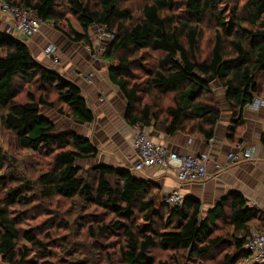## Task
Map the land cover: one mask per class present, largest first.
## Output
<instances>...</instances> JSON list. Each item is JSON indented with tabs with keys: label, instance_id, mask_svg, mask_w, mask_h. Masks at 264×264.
Instances as JSON below:
<instances>
[{
	"label": "trees",
	"instance_id": "trees-1",
	"mask_svg": "<svg viewBox=\"0 0 264 264\" xmlns=\"http://www.w3.org/2000/svg\"><path fill=\"white\" fill-rule=\"evenodd\" d=\"M4 1L47 21L52 30L72 43L89 45L93 27L104 26L111 32L113 38L102 55L111 63L116 61L106 75L125 101L124 119L130 127L138 124L166 136L181 133L208 140L221 117L210 95L205 98L207 102L201 101L211 92V80L223 89L224 103L237 125L242 122L243 109L261 92L257 77L264 73V0H247L246 17H238L233 10L228 18L221 15L220 0H184V13L169 15L165 12L173 0H144L137 18L121 7L123 0ZM67 13L74 17L79 30L63 18ZM207 18L216 28L212 48L202 58L199 26ZM140 50L156 52L159 57L153 68L141 71L137 78L135 61L122 57L127 52L134 56ZM117 54L122 56L117 58ZM20 86L26 88L24 100L16 101ZM50 91L56 95L54 101L49 99ZM141 93L153 103H141ZM169 93L171 103L162 111L163 98ZM42 107L56 108L77 123L95 120L79 85L38 62L24 41L0 30L1 126L14 136L18 149L38 151L50 161L45 169L38 170L36 188L28 193L33 180L21 181L5 173L7 158L0 150V257L4 263L206 264L215 250L232 248L223 253L222 260L237 264L244 255L250 223L255 221L257 231L264 230V216L249 207L240 193H231L202 214L200 202L191 197H184L180 207H167L159 187L136 177L129 167L95 164L80 168L77 162L95 158L97 149L89 138L72 129L58 130L41 113ZM260 143L264 147V132ZM54 197L80 201L75 202L78 208L72 225L61 222L54 227L57 235L60 229L67 230L65 235H40L38 226L21 227L22 215L29 220L32 211L28 210L34 208L25 209L28 203L37 198L49 202ZM89 208L98 209L101 215L94 213L85 221L91 214L83 212ZM218 222L233 233L214 235ZM111 236L116 239L111 241ZM75 238L83 243L91 239L90 246H81L85 255H75ZM60 239L68 241L61 247L62 257L55 262L44 259ZM164 252L168 255L163 258Z\"/></svg>",
	"mask_w": 264,
	"mask_h": 264
},
{
	"label": "crops",
	"instance_id": "crops-1",
	"mask_svg": "<svg viewBox=\"0 0 264 264\" xmlns=\"http://www.w3.org/2000/svg\"><path fill=\"white\" fill-rule=\"evenodd\" d=\"M5 19V14L0 12V30L4 25ZM55 34V31L43 25L39 33L35 34L30 40L24 41L31 49L36 60L50 67L53 64L42 56V49L47 42H56L54 39ZM65 50L71 53L73 60H69L75 62L68 64L65 69L60 67L62 71H56L64 78L80 86L82 95L95 114V120L92 122H96L95 132L92 138L89 135L84 136L89 138L92 145L97 149L100 164L110 167H120L122 165V168H131L135 161L132 148L126 143V137L124 138V136L114 133L115 129L112 131L115 135L114 138L111 133V121H109V118L113 117L114 111H116L114 104L111 105L110 102L118 99L119 101L123 100L122 95L109 83L107 75L105 76V82L103 81L104 66H101L100 62L87 60L83 54L81 55L83 61H78L77 58L75 60L74 57H79L80 53L78 52L77 55V51L70 49L68 46ZM88 71L94 72L93 84L85 83L82 79V73ZM103 98H105L104 101H107L104 102ZM256 108L246 106L243 109L240 125L236 124L237 119L231 117V113H226L225 117L221 114L220 119L216 123L212 141L205 140L199 136L188 137L181 133L166 136L161 133H155L151 129L149 132L154 142H160L169 150L179 154L208 151L211 161L207 168L210 172L214 170L213 161L223 162L225 154L232 150L237 143L254 148V156L250 160L232 164L226 170L219 172L217 176L211 177L204 183H179L175 177L168 175L170 174L169 172H163L159 168H147L142 171L131 170V172L138 178L154 182L159 187V192L162 196L173 190H178L184 197L198 200L202 214L215 207L221 199L228 197L233 192H237L245 198L247 203L254 202L255 209L263 217L264 147L260 143V136L264 132V105L259 106L258 109ZM104 111L110 112L109 115L111 116H101ZM99 120H101V124H99Z\"/></svg>",
	"mask_w": 264,
	"mask_h": 264
},
{
	"label": "rangeland",
	"instance_id": "rangeland-1",
	"mask_svg": "<svg viewBox=\"0 0 264 264\" xmlns=\"http://www.w3.org/2000/svg\"><path fill=\"white\" fill-rule=\"evenodd\" d=\"M220 1H222V5H220L221 15H224L225 17L228 18L229 17L228 15H230L231 12L233 10H235L236 15L238 17H246L247 16L248 10L244 8L245 2L247 0H220ZM62 2H63V0H62ZM144 3H145L144 0H123L121 3V7L128 9L131 12V14L137 18L140 14V10H141ZM64 7H66V6H64ZM62 11H63V8H61V13H62ZM181 12L184 13V0H173L172 7H170V9H168L167 12H165V13L169 15V14H178ZM64 17L69 19L71 25L76 30H79L78 25H77V23L74 20V17L72 15L67 13L65 16H63V18ZM45 25L49 29L52 30L50 24H48V25L45 24ZM61 25H63V24H61ZM215 28L216 27L214 26V22L211 18H207L206 20H204L202 22L201 26H199V29L201 32L200 44H199V53H200L202 58L207 57L211 48H212V38H213ZM55 33L56 34H55L54 39L56 40L57 43L56 42H52V43H54L57 46V51L60 55V61H59L58 65H51L52 68L62 71V68L65 69L66 67H68V64H72L73 62H75V61L69 60V59H72V56H71V53L66 52V50H65L66 47L68 46L70 49L76 50L77 55H78V52L80 53L79 57H77V56L74 57L75 60L77 58L78 61H83L81 59V55L83 54L84 58H87V60L100 62L101 66H104V72H103L104 75H103L102 79L105 82V76L107 74L108 68L111 65L115 64L116 61H112V63H111V62H109L103 58L102 53H104L107 50L110 39H108L106 36H104L102 34V31H100L99 28L93 27V31L90 32L91 34L89 35V39L91 41H89L90 42L89 45H87V44L83 45V44L69 42L68 40L65 39V37L61 33L56 32V31H55ZM99 36H102V37L98 39ZM45 40H47V39H45ZM142 55H145V59L140 60L139 58ZM121 56H122V54H117V58H119ZM158 57H159V54L156 52H151L149 50H140L134 56H133V52H127L123 55L122 58H126V59L129 58V59H131V61H135V63H132V64L136 68V69H134V73H136V77L138 78V75L142 73L141 71L146 72L147 70H150L151 68L154 67V65L156 64V59ZM115 59H116V57H115ZM139 62H141V63H139ZM60 67H62V68H60ZM139 67H141V68H139ZM98 77L101 78L100 75H98ZM144 77L145 76H143V78ZM141 79L142 78L138 79L137 81L140 82ZM257 83L260 86L261 92L258 95V97L254 100V102L251 103V105H249L251 108H254V109H255L254 105H257L256 109H258L259 106H263L261 101L264 100V99H262V98H264V73L258 75ZM141 86L143 87L144 83L141 84ZM209 86H210L211 92L209 94H206L204 96V99L201 101L207 102V100L205 98H208L210 95L212 97L211 101L217 102L216 104L219 106V108L221 110V114H223V117H225L226 113H228V112L231 113V112L228 110L226 104L224 103L223 89L218 85V83L216 81H213V80H211L209 82ZM25 90H26L25 87H23V88L21 86L19 87V89L17 90L16 99H15L16 101H23L24 100ZM32 91L35 92V94H37V91L34 88L32 89ZM48 93H49V99L51 101H54L55 97H56L54 92L50 91ZM141 95H142V100H143V102L140 101L141 103H150V104L153 103L151 100H149L144 95V93H141ZM171 95H172V93L171 94L169 93V94L164 96L163 102L160 106L163 109L162 111H164L165 108L171 103ZM104 100H105V98H103V101ZM106 101H104V102H106ZM118 101H119V99L117 101H111L110 102V104L111 105L114 104V107L116 108V111H114L113 117L109 118V121H111V126H112L111 127V133L115 129L114 133L116 135H122V136H124V138L126 137L125 138L126 143H128L131 146V138H132L133 129H132V127H130L126 123V121L124 119L125 101H124V99L119 101V102ZM56 106L58 107L60 105L57 104ZM63 111H64V109H63ZM41 113L48 116L55 123V126L58 130L64 131V130H67L69 128V129H72V130L80 133L81 135H89L91 138H92L93 133L95 132L94 127L96 125V122L90 123V124L77 123V122L71 120L66 115V113L59 114L57 112L56 108L50 109L48 107H42ZM109 114H110V112L104 111V113L101 116L108 115L110 117L111 115H109ZM0 115H1V111H0ZM231 117H232V115H231ZM99 124H101V120H99ZM139 128L143 132H145L147 134V136L148 135L150 136L149 132H150L151 127H147L145 129H143L142 127H139ZM116 131H117V133H116ZM152 131H154V130H152ZM114 133H112V134L114 135ZM114 138H115V135H114ZM151 138H152V136H150V139ZM124 145H125V143H124ZM117 146H119V145H117ZM244 147H246V146H244ZM0 150L5 153L6 158H7V160L5 162V166H8V167L6 168L5 173H10L14 178H18L21 181L32 182V180H33V186L29 189L28 193H30L31 191H34V189L36 188L34 186V179L39 173L38 170L42 171L43 169L46 168L47 163L50 162L49 158L47 156H44L42 153H40L38 151L32 152L30 150L18 149L16 147V142H15L14 136L11 135L7 130H5L1 126V123H0ZM95 164H100L98 156H96L95 158L90 159V160H84V161H78L77 162V166H79L82 169H88L89 167L94 166ZM121 166L122 165H120V167ZM168 175L173 176L172 174H168ZM44 202H47V201H44V200L40 201L37 198V200H34L33 202L28 203L24 207L25 209L30 208V207H34V208L32 210H28V211H32L31 214H28V215H31L30 216L31 218H29V220L27 219L26 214L22 215V219H23L24 223L21 225V227L27 228V227L38 226L39 228H41V230L39 231L40 235H44L46 232L51 234L52 237L65 235L67 233V230H62L59 228L60 229L59 234L57 235L54 227L58 224H61V222H64V223L68 222L67 224L70 227V225H72L71 224L72 221L74 220V218L77 215L76 213H74L76 211V209L78 208V207H75V202L80 203V201L76 200V199H72L70 201L69 200L64 201L60 198L54 197L52 200H49V202H47L46 204ZM70 204H72L71 207H70ZM57 211H61V213L63 215H60L59 212H57ZM83 213L84 214L85 213L91 214V215H87L84 218L85 221H88L94 215V213L101 215L100 211L96 208H89V209L85 210ZM218 223H219L218 224L219 228L215 229L216 231L214 232V235H222V234L227 233L228 236H230V234L233 233V231L230 228L220 224V222H218ZM250 225H251V231L250 232L257 231V229H256L257 222L253 221L250 223ZM76 232H77L76 229L73 230V234ZM115 239L116 238L114 236L110 237L111 241H113ZM74 241H75V243L78 244V247H77L78 249L75 251L77 253L75 255H77V256L85 255L84 254L85 249L81 246H90L89 243L91 242V239L87 238L84 243L78 239H76ZM71 243H73V242H71ZM67 244H68V241H66L65 239L58 240L55 244L51 245L52 250H50V254L45 256L44 259H50V261H52V262L57 261L60 256L62 257L61 253H64L63 250L61 249L62 245H64L66 247ZM89 251L91 253L93 250L90 249ZM231 251H232V248H229V249H226L223 251H220V249L215 250L211 254V258L206 261V264H225V262H223V260H222V255H223V253L231 252ZM167 255H168L167 252H164L163 258L166 257ZM0 264H6L2 261L1 257H0Z\"/></svg>",
	"mask_w": 264,
	"mask_h": 264
},
{
	"label": "built area",
	"instance_id": "built-area-1",
	"mask_svg": "<svg viewBox=\"0 0 264 264\" xmlns=\"http://www.w3.org/2000/svg\"><path fill=\"white\" fill-rule=\"evenodd\" d=\"M0 12L6 16L1 28L2 32L22 41L30 39L39 33L43 25L49 24L33 15L29 10L18 5H10L4 0H0ZM99 29L108 39L113 38V34L104 26ZM101 37L99 36L98 39ZM42 54L53 65L59 64L60 55L54 43L47 42L42 49ZM82 74L85 83L93 84L94 72L88 71ZM261 103L264 105V101ZM139 127L138 124L132 126L131 148L135 161L131 170L142 171L147 168H159L163 172L172 174L179 183H204L211 177L217 176L219 172L226 170L230 165L250 160L254 156L253 147H244L242 144H238L225 154L223 162L213 161L214 170L210 172L207 168L211 161L208 151L179 154L169 150L160 142L152 141ZM208 140L212 141V138ZM183 198L178 190H173L163 196L162 203L167 207H176L181 204ZM253 203L248 202L247 205L255 208ZM243 251L244 255L237 264H264V230L250 232L244 242Z\"/></svg>",
	"mask_w": 264,
	"mask_h": 264
},
{
	"label": "bare ground",
	"instance_id": "bare-ground-1",
	"mask_svg": "<svg viewBox=\"0 0 264 264\" xmlns=\"http://www.w3.org/2000/svg\"><path fill=\"white\" fill-rule=\"evenodd\" d=\"M184 197V196H183ZM178 207V206H177ZM180 207V206H179Z\"/></svg>",
	"mask_w": 264,
	"mask_h": 264
},
{
	"label": "water",
	"instance_id": "water-1",
	"mask_svg": "<svg viewBox=\"0 0 264 264\" xmlns=\"http://www.w3.org/2000/svg\"><path fill=\"white\" fill-rule=\"evenodd\" d=\"M209 80H211V79H209Z\"/></svg>",
	"mask_w": 264,
	"mask_h": 264
}]
</instances>
